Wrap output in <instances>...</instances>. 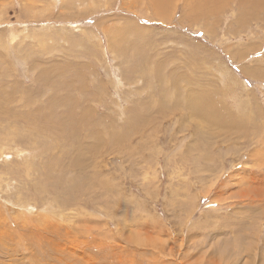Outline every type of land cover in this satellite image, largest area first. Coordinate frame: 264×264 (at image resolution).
<instances>
[{"label": "rangeland", "instance_id": "374dc122", "mask_svg": "<svg viewBox=\"0 0 264 264\" xmlns=\"http://www.w3.org/2000/svg\"><path fill=\"white\" fill-rule=\"evenodd\" d=\"M259 2L0 0V264H264Z\"/></svg>", "mask_w": 264, "mask_h": 264}, {"label": "bare ground", "instance_id": "6f19581e", "mask_svg": "<svg viewBox=\"0 0 264 264\" xmlns=\"http://www.w3.org/2000/svg\"><path fill=\"white\" fill-rule=\"evenodd\" d=\"M260 2V5L263 3L264 4V0H259ZM263 1V2H262ZM157 2V1H156ZM155 3V2H154ZM169 4V3H168ZM164 6V5H163ZM262 9V8H261ZM121 35V34H120ZM123 35V34H122ZM119 36V35H118ZM122 38H125L126 39V35H125V37H122ZM124 39V40H125ZM115 41H117V40H115ZM114 41V42H115ZM123 42V41H122ZM120 43H121V40H120ZM119 42H118V44H120ZM120 46V45H119ZM122 46V45H121ZM191 97V96H190ZM193 97H191V99H192ZM198 98V97H197ZM200 99H201V97H200ZM194 101H192V102H196L194 105H193V108H194V110L196 111V112H200L201 113V111H203L204 112V110L205 109H207V106H206V104H204L203 102H202V100H198V99H193ZM198 101H200V102H198ZM187 104H189V103H187ZM209 105V104H208ZM189 106H192L191 104H189ZM188 106V107H189ZM210 106V105H209ZM192 109V108H191ZM192 111V110H191ZM208 111V110H207ZM209 112V111H208Z\"/></svg>", "mask_w": 264, "mask_h": 264}]
</instances>
